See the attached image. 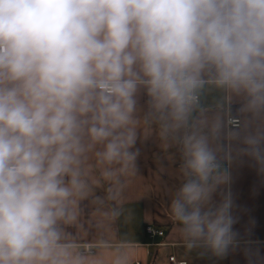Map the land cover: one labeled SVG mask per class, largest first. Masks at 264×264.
I'll list each match as a JSON object with an SVG mask.
<instances>
[{"label": "clouds", "instance_id": "obj_1", "mask_svg": "<svg viewBox=\"0 0 264 264\" xmlns=\"http://www.w3.org/2000/svg\"><path fill=\"white\" fill-rule=\"evenodd\" d=\"M144 127L180 154L183 246L226 256L229 166L264 175V0H0V264H89L63 228L86 153L119 191Z\"/></svg>", "mask_w": 264, "mask_h": 264}, {"label": "crops", "instance_id": "obj_2", "mask_svg": "<svg viewBox=\"0 0 264 264\" xmlns=\"http://www.w3.org/2000/svg\"><path fill=\"white\" fill-rule=\"evenodd\" d=\"M139 132V171L122 177L119 191L102 174L95 157L99 148L86 153L82 167L91 192L76 198V218L63 225L74 251L86 256L89 264H113L119 255L128 258L127 264H171L170 256L186 264H264V175L258 174L254 161L234 160L230 183L220 190L232 194L236 245L224 257L203 249L189 252L169 209L171 194L180 184V154L174 146L162 145L155 128ZM145 225L162 230L164 236L147 240ZM84 245L91 246L92 253H82Z\"/></svg>", "mask_w": 264, "mask_h": 264}, {"label": "built area", "instance_id": "obj_3", "mask_svg": "<svg viewBox=\"0 0 264 264\" xmlns=\"http://www.w3.org/2000/svg\"><path fill=\"white\" fill-rule=\"evenodd\" d=\"M144 234L146 236V239L149 240V241H152L153 239L155 238H161L164 236V233L162 230L160 229H157L155 227H153L152 225H145L144 226ZM148 246H152L154 244H147ZM162 244H156L155 246H161ZM92 248L91 246L89 245H84L83 246V251L82 253L84 254H89V253H92ZM168 261L171 263V264H186V262H182V261H176L175 258L173 256H170L168 258ZM138 264V263H136Z\"/></svg>", "mask_w": 264, "mask_h": 264}]
</instances>
